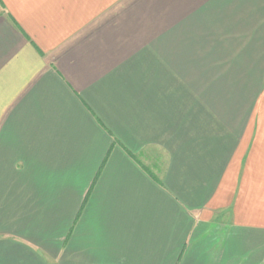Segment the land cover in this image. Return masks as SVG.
Instances as JSON below:
<instances>
[{
  "label": "crops",
  "instance_id": "1",
  "mask_svg": "<svg viewBox=\"0 0 264 264\" xmlns=\"http://www.w3.org/2000/svg\"><path fill=\"white\" fill-rule=\"evenodd\" d=\"M0 264H264V0H0Z\"/></svg>",
  "mask_w": 264,
  "mask_h": 264
}]
</instances>
